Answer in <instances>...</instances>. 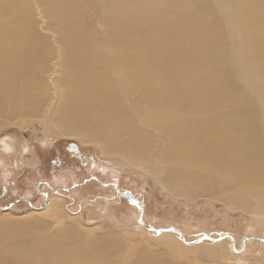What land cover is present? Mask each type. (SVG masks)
<instances>
[{"label":"bare ground","instance_id":"1","mask_svg":"<svg viewBox=\"0 0 264 264\" xmlns=\"http://www.w3.org/2000/svg\"><path fill=\"white\" fill-rule=\"evenodd\" d=\"M39 2L69 56L67 82L74 80L65 86L64 75L65 87L59 88L60 107L54 113L64 125L59 127L71 124L75 129L70 126V131H81L96 123L110 144L127 149L118 136L122 130L132 124L131 142L144 135L134 124V113L161 134L164 150L176 157L194 150L209 171L230 163L239 169L237 183L249 178L244 185L254 188L247 193H257L256 199L264 202V0ZM92 9L100 10L104 24L95 35L89 21ZM33 24L28 0H0V107L24 106L25 113L43 99L33 91L39 82L33 79L34 63L43 59ZM226 32L235 48L236 67L225 47ZM238 73L248 89L240 87ZM134 98L144 104L135 106ZM78 138L82 141V134ZM59 213L52 211L55 222H60ZM139 216L143 219L142 209ZM68 221L61 219L64 227L55 230L39 218L0 217V264H111L109 248L99 246L98 239L82 238ZM231 242L235 248L241 245Z\"/></svg>","mask_w":264,"mask_h":264},{"label":"rangeland","instance_id":"2","mask_svg":"<svg viewBox=\"0 0 264 264\" xmlns=\"http://www.w3.org/2000/svg\"><path fill=\"white\" fill-rule=\"evenodd\" d=\"M28 1L33 28L42 44L39 56H43L34 63L35 69L38 67L40 70L33 71V79H36L35 82L39 80V85L33 84V91L43 99L44 95L49 96V91L50 98L45 97L47 101L40 98L37 108L28 113H25L24 109L28 108L24 106L9 104L8 107L2 104L0 107V182L7 188L4 191L0 183V205L13 202L10 208L0 209V217L15 220L39 218L44 227L55 230L64 227L61 219L70 220L68 222L73 224L75 232L82 238L98 239L99 246L109 248L106 257L111 264L119 260H129L133 264H264L262 241L246 240L245 248L241 247L244 238L264 236V202L256 199L257 193H247L248 188H254L250 184L244 185L249 178L246 180L243 177V182L237 183L238 168L230 163L228 167L226 163L209 171L194 150L176 157V154L163 149L161 134L155 132L150 124L144 126L134 113V124L141 128L144 135L140 141L131 142L128 139L129 136L133 138V133H130L132 124L122 130L118 136L128 143L127 149L110 144L99 134L96 123L85 125L81 131L76 128L72 130L75 131L73 134L70 126L75 127L71 124L67 125L70 128L68 131L66 125L59 127L64 125L55 117V112L59 111L57 106L60 107L58 100H61V91L66 84L74 81L71 79L70 83L67 82V78H71L66 73L69 56H65L62 37L57 27L41 11L39 0ZM92 10L89 21L91 32L95 35L96 32L102 33L103 21H99L100 10ZM226 41L225 47L236 67L238 60L228 32ZM45 63H48L47 66ZM35 72L37 75H34ZM58 75H65L66 78ZM59 77L63 79L62 82ZM238 77L240 87L248 89L243 76L238 73ZM41 80H44L43 87ZM261 81L264 83V80ZM61 84L62 90L59 89ZM131 102L135 106L144 104L143 100L136 98ZM15 111H19L18 115ZM261 114L259 116L262 117ZM53 119H57V122ZM78 133L82 134V141ZM144 145L146 147L142 149ZM39 182L41 184L37 186ZM113 182L122 190L132 193L143 205V221L148 224L178 228L187 240L200 237L203 233L214 237L229 233L232 239H229L230 242L228 238L217 242L204 239L197 244L187 245L174 233L155 234L137 220L141 214L139 207L126 197L116 196ZM76 183L79 185L76 186ZM47 195L48 202L45 198ZM21 197L29 198L35 206L43 205L44 208L37 209L27 200H18ZM58 209L61 214L57 219L60 222H55L52 211ZM232 240L241 243L236 247L240 251L233 250Z\"/></svg>","mask_w":264,"mask_h":264},{"label":"water","instance_id":"3","mask_svg":"<svg viewBox=\"0 0 264 264\" xmlns=\"http://www.w3.org/2000/svg\"><path fill=\"white\" fill-rule=\"evenodd\" d=\"M93 178H97L96 176H93ZM91 178L89 179H86L85 182L89 181ZM98 179V178H97ZM2 187H3V190L5 191L7 188H6V185L3 183V182H0ZM39 184H41V182L38 183L37 186H39ZM116 191H117V195L116 196H119V197H126L130 200H132V202L136 205V207L138 206L139 208H141L143 211H144V207L143 205L135 198V196L132 195V193H130L129 191H126V190H122L121 188H119V185L116 183V182H113L111 183ZM76 186H78L79 184H75ZM105 185H108V184H105ZM56 190V189H54ZM59 191V189H57ZM27 200L29 202V204L35 208H44L43 205H40V206H35L33 204V202L29 199V198H26V197H21L19 198L18 200ZM48 198H47V202H48ZM46 203V202H45ZM13 205V202H10L8 203L7 205H3L0 207L2 209H8L10 208L11 206ZM45 205V204H44ZM142 205V206H141ZM140 224H142L147 230L155 233V234H161V233H166V232H171V233H174L176 235L179 236V238L187 245H194V244H197L199 242H201L202 240L204 239H207L208 241L210 242H217L219 240H222V239H225L226 237H231L229 233H224L223 235L219 236V237H214V236H211L209 234H205L203 233L200 237H197L193 240H187V238L185 237L184 233L178 229V228H175V227H171V226H167V227H158V226H155V225H152V224H148L146 222L143 221L142 217L138 216V219H137ZM226 234V235H225ZM232 235V234H231ZM247 240H259V241H262L264 243V236H261V235H255V236H251V237H248ZM234 241V240H233ZM246 238L243 239V242H242V249L245 248L246 246ZM233 250L238 252L240 250H237V248H235L234 244H233Z\"/></svg>","mask_w":264,"mask_h":264}]
</instances>
